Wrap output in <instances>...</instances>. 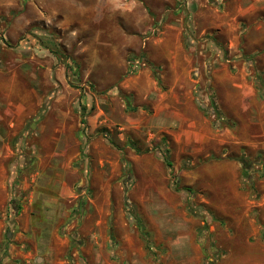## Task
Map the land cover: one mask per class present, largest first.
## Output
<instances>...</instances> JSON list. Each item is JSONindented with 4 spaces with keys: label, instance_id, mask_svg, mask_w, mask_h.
Masks as SVG:
<instances>
[{
    "label": "rangeland",
    "instance_id": "rangeland-1",
    "mask_svg": "<svg viewBox=\"0 0 264 264\" xmlns=\"http://www.w3.org/2000/svg\"><path fill=\"white\" fill-rule=\"evenodd\" d=\"M0 264H264V0H0Z\"/></svg>",
    "mask_w": 264,
    "mask_h": 264
},
{
    "label": "trees",
    "instance_id": "trees-1",
    "mask_svg": "<svg viewBox=\"0 0 264 264\" xmlns=\"http://www.w3.org/2000/svg\"><path fill=\"white\" fill-rule=\"evenodd\" d=\"M86 124V120L83 119V125ZM161 151L163 152L164 155V160L166 165L171 168L172 167V163L169 159V154L166 150L161 149ZM239 163L242 165V177L244 180H250L251 178V174H250V162L242 157V158H238ZM175 189L177 191H184L187 192L189 195H193V191L190 188H185V187H181L180 184L178 182H176L175 184Z\"/></svg>",
    "mask_w": 264,
    "mask_h": 264
}]
</instances>
